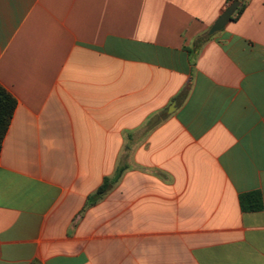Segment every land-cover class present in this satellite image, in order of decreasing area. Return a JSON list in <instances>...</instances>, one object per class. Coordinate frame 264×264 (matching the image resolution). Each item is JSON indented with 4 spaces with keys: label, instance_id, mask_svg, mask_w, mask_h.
Segmentation results:
<instances>
[{
    "label": "crops",
    "instance_id": "1",
    "mask_svg": "<svg viewBox=\"0 0 264 264\" xmlns=\"http://www.w3.org/2000/svg\"><path fill=\"white\" fill-rule=\"evenodd\" d=\"M228 2L0 0V264H264V0L201 44Z\"/></svg>",
    "mask_w": 264,
    "mask_h": 264
},
{
    "label": "trees",
    "instance_id": "2",
    "mask_svg": "<svg viewBox=\"0 0 264 264\" xmlns=\"http://www.w3.org/2000/svg\"><path fill=\"white\" fill-rule=\"evenodd\" d=\"M236 0H229L226 9ZM246 4L242 2L239 9L236 11L233 20L238 19L240 15L244 12ZM213 35L208 33L202 36L200 39L201 44H204ZM186 93V92H185ZM18 103L17 100L3 87L0 85V158L3 149V144L5 138L8 134L11 122L15 115ZM124 170H119L117 176L114 179L105 180L104 184L98 191V197H100L104 192H106L111 186L112 182L118 181ZM240 205L245 212H257L263 209V197L260 192H253L249 194L242 195L240 197Z\"/></svg>",
    "mask_w": 264,
    "mask_h": 264
},
{
    "label": "water",
    "instance_id": "3",
    "mask_svg": "<svg viewBox=\"0 0 264 264\" xmlns=\"http://www.w3.org/2000/svg\"><path fill=\"white\" fill-rule=\"evenodd\" d=\"M244 0H236L234 1L222 14L221 16L217 19V21L214 23L210 30V34L214 35L220 31H222L229 22L232 21V17L236 13V11L239 9L241 6L242 2Z\"/></svg>",
    "mask_w": 264,
    "mask_h": 264
}]
</instances>
